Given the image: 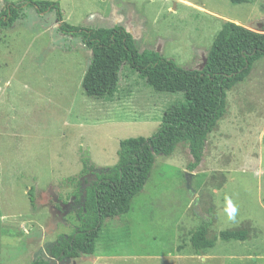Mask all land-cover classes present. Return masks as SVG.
Segmentation results:
<instances>
[{"label": "rangeland", "instance_id": "obj_1", "mask_svg": "<svg viewBox=\"0 0 264 264\" xmlns=\"http://www.w3.org/2000/svg\"><path fill=\"white\" fill-rule=\"evenodd\" d=\"M22 1L0 0V11ZM30 1L57 2L61 22L72 27H122L139 53L155 52L188 71L203 67L223 21L264 30V0ZM22 14L0 29V264L52 263L49 248L78 227L84 190L116 164L119 142L147 139L169 106L186 102L182 93L155 92L127 64L112 96H85L91 52L81 38L59 30L55 11L23 5ZM83 159L93 171L80 178ZM190 161L184 144L155 156L129 212L103 223L94 253L53 264H200L168 259L189 243L200 218L211 220L209 237L246 230L248 246L236 252H255L264 264V59L226 92L225 114L188 179ZM216 242L222 251L225 241Z\"/></svg>", "mask_w": 264, "mask_h": 264}, {"label": "trees", "instance_id": "obj_2", "mask_svg": "<svg viewBox=\"0 0 264 264\" xmlns=\"http://www.w3.org/2000/svg\"><path fill=\"white\" fill-rule=\"evenodd\" d=\"M23 5L33 7L39 14L55 11L59 30L81 38L91 52L81 82L85 96H112L118 87L121 67L127 64L155 92L182 93L186 101L169 106L158 130L147 139L121 140L116 164L96 175L84 194L76 184V203L83 194L78 227L49 248L48 257L52 263L43 260L33 263L53 264V261L74 260L94 253L103 223L129 212L131 200L148 180L155 156L169 157L178 145L184 144L192 159L186 169L189 173L195 171L208 135L225 114L226 92L249 76L254 62L264 59V30L255 32L223 21L203 67L188 71L155 52L139 53L131 34L122 27L84 30L63 24L57 2L23 0L5 5L0 11V29L10 28L23 16ZM82 166L80 178H85L93 167L87 159L82 160ZM210 226V219L200 218L199 225L191 233L189 243L196 254L213 248L217 239L225 242L247 239L246 230H225L216 237H209Z\"/></svg>", "mask_w": 264, "mask_h": 264}, {"label": "crops", "instance_id": "obj_3", "mask_svg": "<svg viewBox=\"0 0 264 264\" xmlns=\"http://www.w3.org/2000/svg\"><path fill=\"white\" fill-rule=\"evenodd\" d=\"M220 244H221L220 242H215L213 248L207 249L206 251H204L200 254H196L193 251L190 243H188L183 247L176 248L178 251L171 253L170 255L172 257L168 258V259H179L180 260L181 258H186V259H191L195 262L198 261L200 264H233L234 261H238V262L250 261L251 264H258V262H259L258 260L260 257L255 252L254 253L243 252V251H245V246H248L246 242H240V243L225 242V243H223L224 248L222 247V251H219V249H218V247L221 246ZM189 246L191 247V251H189V253L184 255L183 250H187ZM237 246H242V247L237 248ZM237 249H241L243 251L236 252V251H238ZM151 257L159 258L160 256L151 255Z\"/></svg>", "mask_w": 264, "mask_h": 264}, {"label": "water", "instance_id": "obj_4", "mask_svg": "<svg viewBox=\"0 0 264 264\" xmlns=\"http://www.w3.org/2000/svg\"><path fill=\"white\" fill-rule=\"evenodd\" d=\"M186 175H187V177L189 179L191 173H186ZM192 204H193V209H194L195 213L199 216L201 211H200V208H199L198 199L196 197L193 199Z\"/></svg>", "mask_w": 264, "mask_h": 264}, {"label": "clouds", "instance_id": "obj_5", "mask_svg": "<svg viewBox=\"0 0 264 264\" xmlns=\"http://www.w3.org/2000/svg\"><path fill=\"white\" fill-rule=\"evenodd\" d=\"M235 208L232 207L231 205L229 206V218L234 219V213H235Z\"/></svg>", "mask_w": 264, "mask_h": 264}]
</instances>
